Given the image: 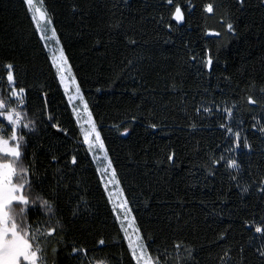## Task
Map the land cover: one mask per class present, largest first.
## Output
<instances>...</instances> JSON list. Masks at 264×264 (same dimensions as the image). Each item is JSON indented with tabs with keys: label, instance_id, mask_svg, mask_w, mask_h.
Segmentation results:
<instances>
[{
	"label": "trees",
	"instance_id": "16d2710c",
	"mask_svg": "<svg viewBox=\"0 0 264 264\" xmlns=\"http://www.w3.org/2000/svg\"><path fill=\"white\" fill-rule=\"evenodd\" d=\"M40 1L135 225L145 240L154 239L148 254L156 258V249H167V264H177L173 245L181 243V256L192 248L197 264H264V233H255L264 218V193L255 183L264 178V138L253 128L264 119L260 107L246 103L252 95L264 107V0ZM209 3L213 13L204 11ZM176 4L185 14L181 24L171 19ZM209 54L210 70L203 67ZM8 64L15 86L26 89L24 123H35V131L19 132L28 141L24 163L34 166L33 195L49 199L56 209L52 223L64 224L47 242L48 264L53 248L54 264H135L97 168L77 142L76 121L23 0H0V98L10 91ZM225 102L238 105L234 122L243 121L241 136L251 151H227L232 142L214 107ZM201 106L213 112L197 114ZM173 152L174 164L167 160ZM221 155L237 158L242 171L224 162L213 167L209 158ZM29 217L46 219L39 207ZM73 247L86 254H72Z\"/></svg>",
	"mask_w": 264,
	"mask_h": 264
},
{
	"label": "snow or ice",
	"instance_id": "6c2138e0",
	"mask_svg": "<svg viewBox=\"0 0 264 264\" xmlns=\"http://www.w3.org/2000/svg\"><path fill=\"white\" fill-rule=\"evenodd\" d=\"M23 2L28 6V11L32 13V20L36 23L38 31L41 29V21H44L45 25L50 24L51 20L47 17L45 12L40 11V9L34 8V0H23ZM164 2L171 6L174 0H164ZM204 11L206 13L214 12V5L209 3L204 5ZM171 19L175 20L177 24H181L185 20V14L182 11L181 5L176 4L174 11L171 13ZM163 22V18H161ZM117 27L119 25H116ZM169 29L171 25H168ZM226 29L228 33L235 36L237 34L236 28L232 23L226 24ZM53 35H55V29L52 30ZM215 36L219 37L220 33H214ZM42 40L46 37L41 34ZM130 43L135 44V41ZM55 52V50H54ZM52 63L56 68L57 75L59 76L60 83L65 86V91L67 92L70 88L69 84H65L66 78L70 79L72 83H75L74 79L68 77L70 69L66 67L67 60L60 51L59 56H52ZM196 57H192L195 61ZM132 61H129L131 64ZM212 56L206 55L203 60V67L211 69L213 66ZM7 70V81L10 86V91L6 96L0 98V264H48L49 256L47 252V242L52 237H54L58 231H64V224L60 218L55 219V223H52L55 217L56 209L55 205L49 200L45 199L42 195H33V165L25 164L26 150L28 141L25 136L20 135L19 132L21 127L27 129L29 132L35 131V123L29 121L24 123V113L21 110L22 107H27L26 103V89L24 87H16V81L13 72V65L8 64L5 66ZM227 79V78H226ZM255 87V83L251 85V88ZM77 95H79V87L76 89ZM261 96H264V88L260 89ZM73 97L69 96V100ZM82 99V97H81ZM15 103V107H10L9 105ZM246 103L249 106L260 107L259 115L261 119H264V107L257 104V100L253 98L252 95H248L246 98ZM217 113L223 115L225 122L219 124V128L224 130V135L226 141H231L232 146L227 149L229 152H236L242 149H248L251 151V144L248 142L247 137L241 136L240 130H234L232 124L234 122L235 109L238 105L234 102L231 106H228L225 102V106L221 108L219 105H214ZM84 111L87 113V120L85 123L89 125L88 129L84 128L81 124V129L83 131L84 143L88 145V150L93 152L94 149L98 148L99 151H104V143L101 140L100 133L96 130L94 121L92 120L91 113L87 110V104H84ZM202 112L211 114L213 112V107H197L196 113L200 114ZM76 118L79 122L81 120V113L76 112ZM52 117L49 116V119ZM135 119V117H133ZM3 122H7L6 125ZM243 121L237 122V128H242ZM261 121L256 120L253 124V128L259 130V132L264 135V126H260ZM53 128H58L57 125L53 124ZM149 127L155 129L158 127L157 124H150ZM192 128L196 125L192 124ZM10 129V131H9ZM61 130L62 129H58ZM128 129H125V134H127ZM94 135V141L92 139ZM107 157H105L106 159ZM53 159H56L53 157ZM211 165L215 167L221 162L226 164L227 169L236 170L238 173L242 171V166L238 163V159L233 157L225 160L223 155L219 159L213 157L209 158ZM167 160L171 163H175V153L169 154ZM77 162L76 157L72 158V163ZM108 167H111V162L109 161ZM107 173V168L105 172L101 175ZM230 179L237 180L236 176H231ZM111 181L113 186L118 185L119 181L116 180V173L113 169L111 174ZM258 184V191L264 193V178H260L255 181ZM239 186V185H238ZM251 185L245 186L241 189L242 192H248ZM119 195V193H117ZM109 199L111 200V194H109ZM39 207L42 210V214L46 219H37L34 223L29 217V212L34 211ZM120 209L124 211V219H120L119 210L114 207V211L118 212V220L121 225V230L124 232V239L128 242V249L131 252V257L135 261V264H161V259L164 260V264H167V249L163 253L160 249H156L157 257L153 258L148 252V248L154 243L153 238H148L145 240L144 237L140 235L139 228H132V231L136 234L135 240L131 235H129V227H125V224L129 226L134 225V219L132 221L127 220L128 209L126 208V202L120 204ZM75 215V213H74ZM255 233H264V218L261 219L260 225L255 227ZM221 239L224 238L221 234ZM63 237H61L62 242ZM104 240H100L99 244L103 245ZM183 245L181 243H175L173 249L176 251L177 264H197L193 260L195 250L192 248H187V256H181V249ZM81 252L86 254V250L78 249L76 247L72 248V254L78 255ZM57 249H52V259L53 264L55 261V256ZM259 254L264 257V250H260ZM227 255V253H225ZM223 259V257L221 258Z\"/></svg>",
	"mask_w": 264,
	"mask_h": 264
},
{
	"label": "rangeland",
	"instance_id": "374dc122",
	"mask_svg": "<svg viewBox=\"0 0 264 264\" xmlns=\"http://www.w3.org/2000/svg\"><path fill=\"white\" fill-rule=\"evenodd\" d=\"M34 8L40 9V11L41 10L44 11V8H43L40 0H34ZM31 16H32V13H31ZM47 17H48V15H47ZM35 26H36V23H35ZM36 29H37V27H36ZM41 29H42V31H38V30L37 31H38L40 37H41V34H43L46 37V39H43V40L41 39V40H42V42H43V44H44V46H45V48H46V50H47V52L49 54V57H50V60H51V63H52V59H51L52 56L54 54L59 56L60 51L62 49H61V46L59 44V41L57 39L56 34L53 35V32H52L53 27H52L51 23L45 25L44 21H41ZM54 50H55V52H54ZM52 65H53V63H52ZM53 67H54V70H55V77H56L58 83L60 84V86L62 88V91H63V94H64V98H65V103H66L67 107L71 110V112L73 114V117H74V119L76 121V124H77V128H78L77 142L81 146H83L85 148V150L87 151L88 155L93 160V162H94V164H95V166L97 168V171L99 173V176H100L103 188L105 190V193L107 195V198H108V200H109V202H110V204L112 206V209H113V212L115 214L116 220H117V222H118V224H119V226L121 228L120 222H119V220L117 218L118 212L114 211V207L119 210L120 219H124L125 218L124 217V211L122 209H120V204L123 203V202H126V208L128 209L127 220L128 221H132L134 218L132 216V213H131L130 208H129L128 204H127V201H126V199H125V197L123 195V192H122V189H121L119 183L115 187L113 186V183L111 181V174H112L113 168H112V166L108 167L109 158L107 156L106 151L105 150L104 151H99L98 148H96V149L93 150V152H90L88 150V145L84 143L83 131L81 129V124L84 125L85 129L89 128V125L87 123H85V121L87 120V113H85V111H84L85 100H84V98H83V96L81 94L80 89H79V95H77L76 89H77L78 85L76 83L75 78L73 77V74H72L71 69H70V67L68 65V62L66 64V67H68L70 69V71L67 74V76L73 78L75 83H72V81L70 79L66 78L65 84H69L70 85V88H69V90L67 92L65 91V86L60 83L59 76L57 75L56 68H55L54 65H53ZM69 96L73 97V99L69 100ZM81 97H82V99H81ZM87 110H88V108H87ZM76 112H80L81 113V120L79 122L77 121V118H76V114H75ZM88 112H89V110H88ZM92 120H93V118H92ZM235 123H236V121L233 122V124H232L234 130H240V128H237V125H235ZM260 126H264V122H261ZM58 129L59 128H54V131L64 134V132H62L61 130H58ZM96 130H97V127H96ZM262 136L264 138V135H262ZM92 139L94 141V135H93ZM236 152H241V150H238ZM105 157H107V158L105 159ZM106 168H107V173L102 176L101 173L105 172ZM116 180H117V178H116ZM117 193H119V195H117ZM109 194H111V200L109 199ZM125 227H129V235H131L133 237V239L135 240L136 234L132 231V228H137L136 225L134 224V225L129 226L128 224H125ZM122 233H123V236H124V232L123 231H122ZM126 242H127V240H126ZM127 244H128V242H127ZM147 254H148V252H147Z\"/></svg>",
	"mask_w": 264,
	"mask_h": 264
},
{
	"label": "water",
	"instance_id": "95a60500",
	"mask_svg": "<svg viewBox=\"0 0 264 264\" xmlns=\"http://www.w3.org/2000/svg\"><path fill=\"white\" fill-rule=\"evenodd\" d=\"M42 11V10H41ZM42 12H45L46 13V11L44 10V11H42ZM46 15H47V13H46ZM175 21V20H174ZM176 22V21H175Z\"/></svg>",
	"mask_w": 264,
	"mask_h": 264
},
{
	"label": "built area",
	"instance_id": "2783aa9c",
	"mask_svg": "<svg viewBox=\"0 0 264 264\" xmlns=\"http://www.w3.org/2000/svg\"><path fill=\"white\" fill-rule=\"evenodd\" d=\"M15 106H16V105H15ZM15 106H14V107H15ZM3 123L6 125L7 122H3Z\"/></svg>",
	"mask_w": 264,
	"mask_h": 264
}]
</instances>
